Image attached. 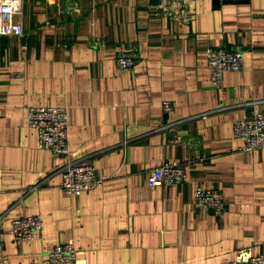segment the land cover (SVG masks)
I'll return each instance as SVG.
<instances>
[{
  "label": "crops",
  "instance_id": "1",
  "mask_svg": "<svg viewBox=\"0 0 264 264\" xmlns=\"http://www.w3.org/2000/svg\"><path fill=\"white\" fill-rule=\"evenodd\" d=\"M184 1L180 24L153 15L158 0H22V33L0 35V264H45L67 240L75 264L264 256V149L242 152L231 129L264 114V0ZM205 48L240 49L241 69L212 85ZM120 51L134 55L129 69L115 66ZM27 106L66 109L67 158L37 146ZM66 160L107 180L68 196ZM163 161L184 169L182 183L148 185ZM193 184L222 192L221 218L191 205ZM30 215L42 230L14 241L11 220Z\"/></svg>",
  "mask_w": 264,
  "mask_h": 264
},
{
  "label": "built area",
  "instance_id": "2",
  "mask_svg": "<svg viewBox=\"0 0 264 264\" xmlns=\"http://www.w3.org/2000/svg\"><path fill=\"white\" fill-rule=\"evenodd\" d=\"M22 0H0V35L22 33ZM67 10L77 12L73 7ZM153 15H163L175 23H187L191 9L184 0H158ZM205 66L212 85L218 86L225 70L237 71L242 66L240 49L205 48ZM134 55L129 52H117L114 63L118 69H129ZM162 110L168 111V101L161 102ZM27 126L36 133L37 146L48 150L55 157L67 158L66 142L67 113L61 106H27L25 109ZM232 136L242 140L240 150L250 152L264 149V114L254 111L251 114L232 121ZM185 179L184 169L176 162L163 161L147 173L146 181L150 186H174ZM107 176L97 174L88 162L66 160L60 173L58 188L68 196L77 197L81 193L94 191L102 186ZM191 205L198 210H209L213 216L221 218L225 205L222 192L215 189H203L192 185ZM42 230L38 215L17 217L11 220L9 235L14 241L27 244L34 234ZM45 264H75V248L72 240L55 244L44 256ZM225 264H264L262 254L250 255L245 250H237L231 260Z\"/></svg>",
  "mask_w": 264,
  "mask_h": 264
}]
</instances>
